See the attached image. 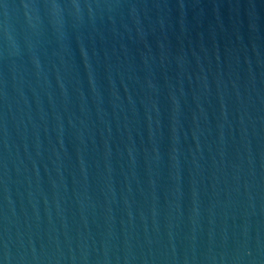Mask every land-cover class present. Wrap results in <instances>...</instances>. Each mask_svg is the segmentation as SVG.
I'll list each match as a JSON object with an SVG mask.
<instances>
[{
    "label": "water",
    "instance_id": "1",
    "mask_svg": "<svg viewBox=\"0 0 264 264\" xmlns=\"http://www.w3.org/2000/svg\"><path fill=\"white\" fill-rule=\"evenodd\" d=\"M0 264H264V0H0Z\"/></svg>",
    "mask_w": 264,
    "mask_h": 264
}]
</instances>
